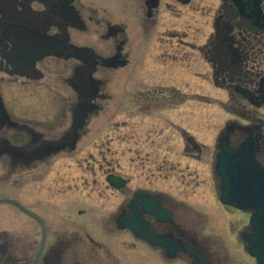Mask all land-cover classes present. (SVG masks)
<instances>
[{
  "label": "flooded vegetation",
  "instance_id": "1",
  "mask_svg": "<svg viewBox=\"0 0 264 264\" xmlns=\"http://www.w3.org/2000/svg\"><path fill=\"white\" fill-rule=\"evenodd\" d=\"M208 4L0 0V159L22 167L29 185L26 201L6 197L17 209H0V264H264V246L246 238L255 233L252 218L257 209L222 200L224 177L217 168L221 144L232 150L226 156L229 162L248 139L257 144L252 148L254 164L264 168V0L258 4L259 14L254 3L244 12L235 0H220L208 9L211 28L204 40L175 28L176 18ZM100 68L141 74L120 103L149 122L148 129L139 132L143 145L135 138L133 152L140 155L144 146L165 152L151 161L158 174L154 177L133 179L110 171L103 181V190L120 202L112 220L104 217L102 228L113 221L109 230L125 235L121 251L106 240L108 228L99 235L80 225L74 199L57 203L41 193L33 195L28 180L44 173L62 153L77 150L89 114L98 107L97 100L107 96L103 80L96 77ZM188 71L215 85L220 96L209 100L231 110L219 119L211 145L185 129L182 120L152 113L160 106L175 109L192 97L169 80L172 73L182 77ZM49 74L65 77L77 94L69 127L57 139H49L48 132L68 119L48 125L36 95L42 86H57L48 81ZM4 87L15 89L13 110ZM195 98L203 100L201 95ZM201 163L209 167L206 179L196 168ZM45 180L43 174L34 179ZM70 185L65 186L72 189ZM85 210L80 209L81 214ZM65 218L73 222L71 230L64 228ZM255 245L258 250L252 249Z\"/></svg>",
  "mask_w": 264,
  "mask_h": 264
},
{
  "label": "rangeland",
  "instance_id": "2",
  "mask_svg": "<svg viewBox=\"0 0 264 264\" xmlns=\"http://www.w3.org/2000/svg\"><path fill=\"white\" fill-rule=\"evenodd\" d=\"M206 1L203 0V4H208ZM209 2L211 5H200L201 9L189 10L182 18H176L174 22L175 28L185 31L191 38L198 36L203 37L204 40L211 28L209 23L211 13H209L208 9L219 5L220 0H209ZM203 7L207 8L205 12L202 10ZM161 30L163 28L160 29V32ZM103 70V68H100L99 73H96V77L103 80L102 91L107 96L98 99V107L89 114L85 127L80 131L81 137L77 150L62 153L54 165L45 169L44 173H42L44 179H46L45 182L34 181V179L40 178L42 174L28 179L32 183L31 186L34 187L33 195L41 193L48 200L57 203H61V201L65 203L72 198L74 199V203H76L75 206L80 207V209H87L81 214L80 209L75 207L77 209L75 212L78 214L76 217L79 218L77 220L81 222L80 225L88 227L89 231L99 235H102V232L106 233L108 227L114 226L113 221H111L112 223L109 221V226L107 225V228L103 229L102 223L104 217L112 220L120 202L118 196L103 190V181L107 173L110 171L124 173L133 179L154 177L158 174L156 172V164L154 162L151 163V161L154 159L153 157L161 158L164 156L163 153H165L153 150L148 146L143 147L140 155L133 152L135 149V138L140 140L141 146L143 145L139 135L148 129L149 122L146 120V116L143 120L140 117H135L134 114L138 110L134 113V110L130 106L126 109L125 106H120V103L125 93L133 89V84H136L135 82L138 81L141 74L137 71L103 72ZM169 80L182 92L192 97L187 99L185 104L175 109L165 110V107L160 106L158 111L152 110V113L175 117L178 121L182 120V125L185 129L201 138L205 144L211 145L214 141L213 135L217 130L216 127L219 124V119H223L231 111L228 106L222 108V105L219 103L209 100L208 97L215 98L220 96L219 89L209 81L195 76L192 71H188L182 77L177 72L172 73ZM48 81H52L57 86H42L43 88L38 89L36 95L41 101L45 122L48 125H57L64 117L68 119L58 126L56 131L48 132L47 137L49 139H57L69 127V118L77 102V94L65 83V77L49 74ZM3 89L6 103L9 109L13 110L12 102L16 98L15 89H5V87ZM161 92L163 90L157 93ZM28 93H30L29 90ZM198 95L203 96V100L195 98ZM176 96L182 97L183 94L176 93ZM118 105L120 108L116 113ZM141 108L143 109L144 107L141 106ZM156 108L158 107H153V109ZM261 111L264 112V110ZM148 113L150 114L151 112L148 111ZM115 114L118 117H114ZM131 114L133 115L131 116ZM114 121H116L115 126L110 128V123ZM109 128L111 130L107 132ZM157 129L160 128L157 127ZM163 129L165 132L171 131L170 129H166V127H163ZM140 131H142L141 134H139ZM176 132L181 133L178 129ZM131 135L133 136L131 137ZM12 139L14 140V138ZM125 145L131 147V151L125 148ZM148 155H150L149 158ZM178 156L176 155L177 160ZM133 157L134 159H132ZM5 161L6 157L0 159V162L4 164L0 167V199L16 197L26 201L28 197L26 187L29 185L26 181L24 169L18 165L12 166ZM196 168L201 178L206 179L210 177L207 165L201 163L196 165ZM153 172L156 173L153 174ZM53 180L57 181L53 182ZM91 180H94V184H92ZM88 181H90V184ZM49 183L55 184V187L47 189L46 184ZM67 183H71L70 186L72 187L69 188L72 189H67L68 186H65ZM207 189L203 185V190L206 191ZM0 209L13 210L17 208L9 202H0ZM63 225L65 229L71 230L73 222L70 218H65ZM124 238L125 235L121 234L118 230H109L106 240L111 243L112 247L121 251Z\"/></svg>",
  "mask_w": 264,
  "mask_h": 264
},
{
  "label": "water",
  "instance_id": "3",
  "mask_svg": "<svg viewBox=\"0 0 264 264\" xmlns=\"http://www.w3.org/2000/svg\"><path fill=\"white\" fill-rule=\"evenodd\" d=\"M236 2L241 5V8L244 12H247V5L255 4L254 12L259 14L258 4L260 0H236ZM51 39L48 38V42ZM250 142H246L243 144L241 149H246V147L250 146ZM226 146V145H224ZM245 147V148H243ZM246 152V150H242ZM248 156L250 155L249 150L246 153ZM253 152H251L252 156ZM252 159V158H251ZM256 168V167H255ZM226 169V168H225ZM253 170V168H252ZM230 171V170H228ZM226 172V176L228 180L226 181V189L224 190V198L223 200L228 203H233L239 205L243 208H259L262 214L261 227L264 225V207L261 208V204L264 205V183L257 182V179L261 177L260 175H252L249 174L248 169L242 166H235L232 173ZM229 173V174H228ZM237 184V185H235ZM236 192V195L234 194ZM234 192V193H233ZM239 193V194H238ZM5 201H9L10 199H4ZM20 205V204H19ZM21 206V205H20ZM120 225H124L123 222L119 221ZM149 239H152V235H147Z\"/></svg>",
  "mask_w": 264,
  "mask_h": 264
}]
</instances>
